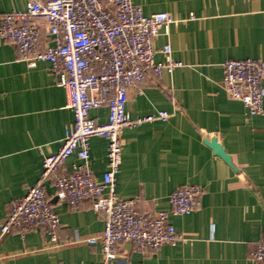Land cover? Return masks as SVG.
<instances>
[{
  "label": "crops",
  "instance_id": "obj_1",
  "mask_svg": "<svg viewBox=\"0 0 264 264\" xmlns=\"http://www.w3.org/2000/svg\"><path fill=\"white\" fill-rule=\"evenodd\" d=\"M132 1L147 16L170 13L179 20L154 41V60L164 61L159 51L169 44L173 60L182 66L159 78L149 70L141 89L129 91L126 111L132 119L161 112L170 116L123 131L115 191L122 198L139 196L140 212H168L169 223L187 241L148 256L124 243L120 253L127 264H264L250 258L255 244L264 241V114L247 116L222 86L226 61H264V0ZM26 6L27 0H0V20ZM41 40L50 44L45 33ZM49 67L48 62L30 67L14 45L0 40V225L9 202L37 184L44 158L59 150L74 123ZM90 116L106 122L108 109L92 110ZM212 137L236 171L205 144ZM107 147L104 138L90 140L97 180L107 169ZM78 162L72 155L59 174ZM187 185L201 187L202 206L174 215L169 196ZM45 186L61 221L57 243L41 228L25 235L0 231V264H99V244L68 243L75 235L84 241L102 234L104 222L92 203L84 201L74 211L54 197L52 179Z\"/></svg>",
  "mask_w": 264,
  "mask_h": 264
},
{
  "label": "built area",
  "instance_id": "obj_2",
  "mask_svg": "<svg viewBox=\"0 0 264 264\" xmlns=\"http://www.w3.org/2000/svg\"><path fill=\"white\" fill-rule=\"evenodd\" d=\"M191 19H194L192 16ZM170 13L147 16L132 0H27L24 11L6 13L0 20V40L14 45L18 53L35 67L48 62L56 85L63 88L66 108L74 123L65 132L59 150L43 160L37 184L25 195L9 202V214L0 225L1 235L41 228L57 243L61 221L50 203L46 182L53 180L54 197L72 210L84 201L92 203L104 222L98 237L81 240L75 235L68 243L99 244V264H127L120 253L124 243L144 256L165 245H176L187 238L168 221V212H140V197L122 198L116 194L117 174L122 163V134L170 114L161 112L132 119L126 111L131 89L140 90L148 71L159 78L182 66L172 57L167 44L159 52L164 61L156 63L154 41L163 28L178 23ZM49 36L44 45L41 36ZM223 89L231 100L241 102L247 116L264 114V61L228 60L223 64ZM106 107L108 120L91 118L92 110ZM107 140V169L100 180L90 162V140ZM76 154L78 163L70 172L59 174L66 161ZM174 215H188L202 206V189L187 185L169 196ZM250 258L264 263V241L255 244Z\"/></svg>",
  "mask_w": 264,
  "mask_h": 264
},
{
  "label": "water",
  "instance_id": "obj_3",
  "mask_svg": "<svg viewBox=\"0 0 264 264\" xmlns=\"http://www.w3.org/2000/svg\"><path fill=\"white\" fill-rule=\"evenodd\" d=\"M205 144L212 149L213 153L221 158L225 163H227L229 165V167H231L234 171H236V167L230 157V155H228L226 153V151L224 150V148L222 147V145H220L217 141V139L215 137H212L210 139H206L205 140Z\"/></svg>",
  "mask_w": 264,
  "mask_h": 264
}]
</instances>
